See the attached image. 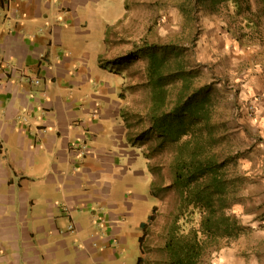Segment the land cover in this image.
<instances>
[{"label": "crops", "instance_id": "crops-1", "mask_svg": "<svg viewBox=\"0 0 264 264\" xmlns=\"http://www.w3.org/2000/svg\"><path fill=\"white\" fill-rule=\"evenodd\" d=\"M103 1L0 0V264H133L137 229L140 247L153 209L138 220L128 192L141 155L99 63Z\"/></svg>", "mask_w": 264, "mask_h": 264}, {"label": "rangeland", "instance_id": "rangeland-1", "mask_svg": "<svg viewBox=\"0 0 264 264\" xmlns=\"http://www.w3.org/2000/svg\"><path fill=\"white\" fill-rule=\"evenodd\" d=\"M192 1L104 0L97 11L101 23L112 25L105 33L99 63L123 78L119 91L122 119L128 142L141 155L143 178L139 182L131 175L132 189L127 186L130 200L140 205L135 217L141 220L156 207L144 231L141 264H167L164 245L180 201L172 187L171 170L178 144L193 138L191 133L179 143L166 142L152 128L148 60L136 56L152 43L173 46L186 65L193 89L205 87L211 127L195 135L219 160L231 157L224 170L227 179H235L230 213L239 221L241 233L208 248L201 264H264V0H240L242 11L237 10L235 0L215 8L202 5L197 13L196 0ZM183 5L193 18L183 14ZM90 30L88 39L100 42V29ZM168 59L174 63V54L168 53ZM6 71L18 74L10 65ZM180 88V80L168 84L169 109ZM137 195L146 198L141 201ZM199 222L196 210L192 216L186 212L178 225L187 232L198 229ZM139 233L137 229L127 246L133 264L141 251Z\"/></svg>", "mask_w": 264, "mask_h": 264}, {"label": "trees", "instance_id": "trees-1", "mask_svg": "<svg viewBox=\"0 0 264 264\" xmlns=\"http://www.w3.org/2000/svg\"><path fill=\"white\" fill-rule=\"evenodd\" d=\"M227 1L230 0H196L194 12L197 13L202 5L215 8ZM191 2L193 4L192 0ZM235 3L237 10H241V1L235 0ZM185 5L181 7L183 14L189 19L193 18ZM168 53L174 54V63L169 62ZM140 54L148 60L152 88L150 112L154 132L166 142L172 143H179L191 133L193 136L192 140L186 139L178 144L171 170L172 187L180 201L164 245L167 264H201L208 248L219 245L221 240L229 242L236 239L241 233L239 221L230 213L231 196L236 188L235 179H227L224 170L231 162V157L219 160L214 153L207 150L204 141L197 139L195 132L211 127L205 87L193 89V82L185 70L186 65L179 58V53L174 52V47L152 43L145 45L136 56ZM175 80L181 81V88L176 93L174 106L169 109L168 84ZM155 208L148 218L149 221L153 218ZM196 210L200 214L199 228L183 231L178 225L180 219L186 212L194 215ZM147 226L148 221L141 224V252ZM142 261L141 256L137 264Z\"/></svg>", "mask_w": 264, "mask_h": 264}, {"label": "built area", "instance_id": "built-area-1", "mask_svg": "<svg viewBox=\"0 0 264 264\" xmlns=\"http://www.w3.org/2000/svg\"><path fill=\"white\" fill-rule=\"evenodd\" d=\"M35 83H36V84H39V83H40V81L36 80V81H35Z\"/></svg>", "mask_w": 264, "mask_h": 264}]
</instances>
